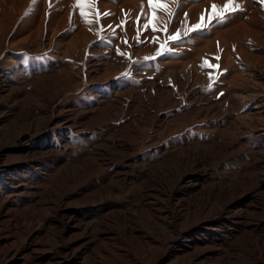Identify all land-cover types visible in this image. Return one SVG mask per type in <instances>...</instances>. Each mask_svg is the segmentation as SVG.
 I'll use <instances>...</instances> for the list:
<instances>
[{
  "label": "rangeland",
  "instance_id": "rangeland-1",
  "mask_svg": "<svg viewBox=\"0 0 264 264\" xmlns=\"http://www.w3.org/2000/svg\"><path fill=\"white\" fill-rule=\"evenodd\" d=\"M74 2L0 0V264H264V0Z\"/></svg>",
  "mask_w": 264,
  "mask_h": 264
},
{
  "label": "snow or ice",
  "instance_id": "snow-or-ice-1",
  "mask_svg": "<svg viewBox=\"0 0 264 264\" xmlns=\"http://www.w3.org/2000/svg\"><path fill=\"white\" fill-rule=\"evenodd\" d=\"M37 0H31V4L29 5V9L26 10L25 16L28 15V13L31 11L32 6L35 5ZM149 8L152 9L153 17L152 19H149L148 23L144 25V27L147 29L150 25L153 28V30H156L157 23L160 20V17L157 15V13L161 10H167L171 14L172 10L170 5L177 3V0H147ZM97 3V0H75L73 7L80 9V15L82 18H85L87 23H93L92 19H88V16L92 14V10H95V15L98 17L101 15L98 11V9H95V5ZM143 2L141 3V12L140 15H144L147 17V14L143 11ZM89 9V11H85V9ZM212 13L208 15V23H204V14L202 13L200 16L199 22L192 25L188 31H204L208 28H211L213 23L215 24H222L224 23L229 15L241 8V6L238 3H235V0H226V3L220 7L217 4L213 3L211 5ZM111 12H105L103 15H111ZM185 16L187 14L185 13ZM139 21V16L137 17V22ZM155 21V22H154ZM126 21H121V25L125 23ZM111 27V26H109ZM185 35L188 33L185 32ZM139 35V30H138ZM170 40H177L180 39V32L177 31L174 35L169 36ZM161 48H164V45H161ZM162 53L160 51L157 52V55H161ZM121 55H124V53H121ZM150 57H145V59H149ZM216 59H219V57H216ZM208 66L212 68H217L218 65H210L208 64V61L205 60L204 63L201 65V67ZM211 78V77H210ZM211 87V85L209 86ZM223 95V93H221Z\"/></svg>",
  "mask_w": 264,
  "mask_h": 264
}]
</instances>
